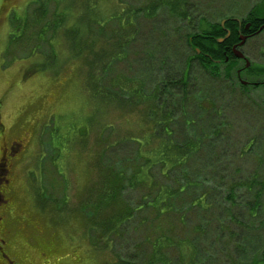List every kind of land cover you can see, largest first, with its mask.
Here are the masks:
<instances>
[{
  "label": "rangeland",
  "instance_id": "1",
  "mask_svg": "<svg viewBox=\"0 0 264 264\" xmlns=\"http://www.w3.org/2000/svg\"><path fill=\"white\" fill-rule=\"evenodd\" d=\"M263 1L0 0V144L21 141L22 154L7 220L9 252L19 263L149 258L148 212L136 211L109 243L98 230L107 214L137 204L140 187L122 188L114 209L102 196L114 169L127 178L151 147L157 159L167 151L174 161L191 141L186 165L170 177L175 189L181 181L187 187L176 192L161 230L153 229V238L170 237L156 264H264L263 91L232 90L193 62L191 95L168 116L149 96L154 80L146 69L183 65L188 33L205 21L244 17ZM242 50L263 65L264 31ZM166 67L162 74L172 80ZM202 103L211 110H199ZM154 113L164 114L163 123L152 122Z\"/></svg>",
  "mask_w": 264,
  "mask_h": 264
},
{
  "label": "trees",
  "instance_id": "2",
  "mask_svg": "<svg viewBox=\"0 0 264 264\" xmlns=\"http://www.w3.org/2000/svg\"><path fill=\"white\" fill-rule=\"evenodd\" d=\"M263 11L264 7H259V3H256L255 5H252L249 8L246 13V16L249 19L250 17H263L262 20L264 21V14H262ZM62 16H64L63 12ZM118 21L120 22L121 18H118ZM125 23H122L120 27L124 28ZM197 31H200L202 33L214 34V36H209L212 37V39L209 38L208 41L210 42L207 41L206 43L199 41V39L197 38L199 34L192 35L188 33L186 37V42L188 39V44L193 46L194 52L196 50L199 51V53L196 54L205 65H207L208 67H217L220 63L226 62L225 57H227L229 61L234 59L233 53L223 47V45L225 44V40L228 37L221 42L216 39V36L223 34L224 32V30L219 27V23H209L207 26L201 27ZM130 39H127V45L130 44ZM190 39L191 42H189ZM182 56L183 65H180L177 68L170 67V62L167 65L161 64L157 68L155 65L152 64H148L146 67L149 72H153V74H150V76H152L154 80L149 96H153L154 93L156 94V102H159V106L162 105V110L165 111L164 114L167 113L168 116L171 113L173 107H175V102H179L181 105L186 102V88L189 84L187 70L189 66L190 57L184 53H182ZM166 66H169L168 68H171L169 73L173 76L172 80H166L162 74V69H166ZM148 71L145 70V72ZM228 71H230V69H228V67H224V72L228 73ZM175 95H177L178 97ZM166 106H168V108H171V110L168 111ZM164 114L163 116H158L154 113V116L157 117L152 118V122L163 123V121L165 120ZM161 118H163L164 120L160 121ZM168 138L166 139V141L171 143ZM50 143L52 144V141ZM187 144L190 145L191 141L186 142L184 147H182L180 150H177L180 156L176 160L174 159V161L170 160L171 156L168 155L167 151H164L162 153L163 156L161 159H157L155 155V150L153 151L151 147V149H149V154H147V156H143L144 158L142 166L137 170H132L127 178H122L123 171L121 168L114 169L111 173L112 182L110 183V186H106V191H104L106 195L102 196L103 204L109 205L111 207L112 204H114L117 196L120 194L122 188L126 186L132 187L137 185L142 190V195L140 196V199L136 205L120 207L119 210L113 211L109 215L107 214L105 220L102 222L101 227L98 229L100 231V239L103 238L109 243V241H111L110 236H114L115 232L119 231V228L123 224H125L126 221L132 219V217L134 218L136 211L148 212V215L151 214L152 224L148 229L151 231L149 235V241L151 242V246L153 247V253L149 258L137 264H156L161 259L159 251L169 243L170 237L167 235L166 232H164L163 235L160 232L158 233L157 237L153 238V236L156 234L153 229H155V227L157 226L158 231L161 230L160 226L162 227V225L164 224L162 216L168 215L170 212H172L173 197L178 195L176 194V192L183 193L186 189L185 186L187 187V181H181L180 188L183 187V189H175L176 187H174L173 183L170 180V177L173 178L174 176L172 174L173 169L176 168V172H179V168L183 169L190 157L191 152L186 149ZM175 148L176 147L173 146V150H175ZM154 166H156V168L158 169L157 174H155L154 172ZM156 177L157 179L162 180L166 178L170 180V182L169 184L159 183L156 180ZM200 193H203L205 195L206 187L205 191H201L198 194ZM111 208L114 209L115 207ZM148 215H144V217L146 218ZM140 221V218L136 220L139 225ZM146 224L147 222H143L141 226H144ZM134 263L135 262L131 264Z\"/></svg>",
  "mask_w": 264,
  "mask_h": 264
},
{
  "label": "flooded vegetation",
  "instance_id": "3",
  "mask_svg": "<svg viewBox=\"0 0 264 264\" xmlns=\"http://www.w3.org/2000/svg\"><path fill=\"white\" fill-rule=\"evenodd\" d=\"M223 18H227L228 21L226 19L223 24L220 23L221 20L216 21V23H219V27L224 30L223 34L216 36V38L224 37L221 40L224 41V39L228 37L225 40V44L223 45V47L233 53L232 47L234 45H237V47L242 51L243 56L238 57L233 53V60L229 61L228 58L225 57V63H220L217 67H208L199 59L196 54L199 53V51L196 50L194 52L193 46L188 44L187 39V44L190 46L189 49L191 50V52L189 53L190 55L187 54L190 57L189 66L187 70V77L189 78V70L192 66V63L195 62L209 76L214 78H223V81L226 82L227 86L232 90H242L244 92L259 89L262 90L263 93L262 96L259 97V101L264 105V64H253L247 59L246 54L242 50V45L244 44L245 40L264 31V21L262 20L263 17H250L249 19L245 14L244 17L229 15ZM203 25L207 26L208 22L205 21ZM189 34H199L197 38L200 42L203 43H206L209 38L212 39V37L209 36H214V34L202 33L197 30L192 31ZM225 34L227 35L225 36ZM243 35L245 36L243 43L238 44V42L240 41V37ZM191 39L189 40V42H191ZM246 60L249 61L248 65L245 64ZM224 67H228L230 71H228V73H225ZM188 83L191 82L188 81ZM189 86L190 85L188 84V87L186 88V100L188 99L189 94L191 95L189 91ZM198 100L199 103L202 101L200 98H198ZM201 107H199V110H201L202 112H208L211 110L205 109L203 107V103ZM16 143L18 145L17 148L14 146V144ZM18 143H21V141L19 142L16 140H11V142L9 143H7L6 141H2L0 144V264H23L19 263L18 260H16V258L13 256V254L9 252V236L11 234L12 229L7 222L9 210L11 209L9 197L11 180L14 177L16 167H19L22 163L21 161V163L18 164V161L22 160L20 144Z\"/></svg>",
  "mask_w": 264,
  "mask_h": 264
},
{
  "label": "water",
  "instance_id": "4",
  "mask_svg": "<svg viewBox=\"0 0 264 264\" xmlns=\"http://www.w3.org/2000/svg\"><path fill=\"white\" fill-rule=\"evenodd\" d=\"M225 20H226V18L221 19L220 23L223 24ZM226 35H227V34H225V36H226ZM223 38H224V37H217L216 39H217L218 41H221ZM244 39H245V36H244V35L241 36V37H240V41L238 42V44L243 43ZM232 50H233V53H234L236 56H238V57H242V56H243L242 51L237 47V45H234V46L232 47ZM245 64L248 65V64H249V61L246 60V61H245ZM263 255H264V253H263Z\"/></svg>",
  "mask_w": 264,
  "mask_h": 264
}]
</instances>
